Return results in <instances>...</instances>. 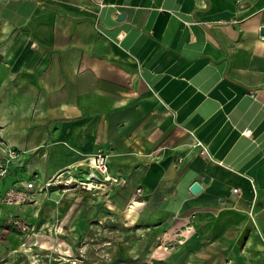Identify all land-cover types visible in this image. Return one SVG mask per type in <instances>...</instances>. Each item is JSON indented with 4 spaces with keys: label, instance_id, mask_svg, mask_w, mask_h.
Segmentation results:
<instances>
[{
    "label": "crops",
    "instance_id": "0c3cea01",
    "mask_svg": "<svg viewBox=\"0 0 264 264\" xmlns=\"http://www.w3.org/2000/svg\"><path fill=\"white\" fill-rule=\"evenodd\" d=\"M261 26L264 0H0V139L45 175L133 161L190 225L176 263L264 264Z\"/></svg>",
    "mask_w": 264,
    "mask_h": 264
},
{
    "label": "rangeland",
    "instance_id": "374dc122",
    "mask_svg": "<svg viewBox=\"0 0 264 264\" xmlns=\"http://www.w3.org/2000/svg\"><path fill=\"white\" fill-rule=\"evenodd\" d=\"M19 152L0 139V264H178L190 225L166 196L141 195L133 161L104 183L88 160L45 175Z\"/></svg>",
    "mask_w": 264,
    "mask_h": 264
},
{
    "label": "built area",
    "instance_id": "2783aa9c",
    "mask_svg": "<svg viewBox=\"0 0 264 264\" xmlns=\"http://www.w3.org/2000/svg\"><path fill=\"white\" fill-rule=\"evenodd\" d=\"M249 130L244 129L242 132L245 134L248 133ZM199 145L202 147V151L207 153L206 147L202 144L201 141H197ZM88 166L90 167L89 172L87 173L86 177L91 179H96L98 181L106 183L107 181L113 182L118 181L117 177H113L108 173V164H107V155L102 151H98L95 154L89 156L87 158ZM87 188H92L91 185L87 184ZM140 188H137L139 191Z\"/></svg>",
    "mask_w": 264,
    "mask_h": 264
},
{
    "label": "water",
    "instance_id": "95a60500",
    "mask_svg": "<svg viewBox=\"0 0 264 264\" xmlns=\"http://www.w3.org/2000/svg\"><path fill=\"white\" fill-rule=\"evenodd\" d=\"M123 16V13H119L118 17L121 18ZM260 33L261 34H264V26H261L260 27ZM199 188V184L198 182H193L192 185L190 186V189L193 191V192H196Z\"/></svg>",
    "mask_w": 264,
    "mask_h": 264
}]
</instances>
